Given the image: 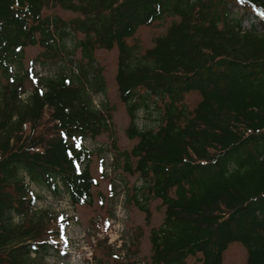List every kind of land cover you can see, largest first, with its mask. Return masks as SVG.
<instances>
[{
  "label": "trees",
  "instance_id": "trees-1",
  "mask_svg": "<svg viewBox=\"0 0 264 264\" xmlns=\"http://www.w3.org/2000/svg\"><path fill=\"white\" fill-rule=\"evenodd\" d=\"M48 3L77 17L45 18ZM232 6L244 10L240 19ZM247 14L264 25V0H0V264H46L59 253L69 218L34 211L33 186L67 195L73 207L94 204V152L85 141L112 124L107 104L94 105L106 89L95 54L114 49L127 136L136 140L124 152L114 140V166L143 182L132 198L147 219L150 199L164 209L148 264H224L232 244L246 248L247 264H264V30H244ZM166 20V33L143 55L129 44L140 28ZM37 45L51 59L59 45L69 58L80 52L78 75L37 78L33 65L15 72ZM193 92L201 99L189 110ZM147 100L157 129L137 125ZM126 244V257L108 247L97 263L136 264L137 249Z\"/></svg>",
  "mask_w": 264,
  "mask_h": 264
},
{
  "label": "rangeland",
  "instance_id": "rangeland-1",
  "mask_svg": "<svg viewBox=\"0 0 264 264\" xmlns=\"http://www.w3.org/2000/svg\"><path fill=\"white\" fill-rule=\"evenodd\" d=\"M231 11L235 19H240L244 15V10L241 8L232 6ZM43 16L50 19L59 17L64 21H69L77 17V14L48 3L43 11ZM171 23L172 20H166L153 27H142L136 36L129 40V44L140 55H143L147 49L154 45L156 38L166 33ZM262 24L253 14H247L243 22V29L248 31L254 28L258 32H263L264 25ZM66 43L69 49L73 48L74 43L71 40H67ZM61 45L58 46L60 54L55 59L48 56L42 57L44 49L39 45L28 47L25 50L22 66L13 70L19 74H25L33 65L40 78L55 77L63 70L70 75H78L76 64L81 59L80 52L76 51L69 58ZM118 56L117 49L99 50L95 54L96 62L94 64L101 70L106 89L103 93L93 95L94 105L100 108L103 103L107 104L112 116V124L110 131L103 133L93 142L90 140L86 142L87 147L94 152L91 172L98 181V186L94 189V204L91 207H73L65 195L55 198L39 188L32 187L40 198L36 202L34 211L49 209L58 214L63 213L65 217L69 218L67 237L64 236L59 243L60 253L51 252L45 260L46 264H98L97 260L104 256V249L108 247L115 248L114 252L124 257L125 251L120 249L122 243H127L126 247L133 244L137 249L133 259L136 264H148L151 256V232L163 224L164 209L160 201L150 199L147 203L150 211L149 219L135 206L132 198L133 189L141 184L139 177L124 171L121 164L120 167L115 166L114 170L112 169V157L116 154L113 148L114 140H116V146L120 152L130 151L136 144V140H131L127 136L131 119L118 96L116 84ZM0 81L3 84L6 82L5 77L1 74ZM30 91L31 86L28 87L23 98H26ZM138 92L143 94L144 90L140 89ZM200 99L199 93L193 92L186 95L184 104L189 110H193ZM147 104L149 105L148 109L142 107L138 112L137 125L140 129H157L160 126L159 114L150 100H147ZM102 158L105 159L107 176L101 168ZM112 182L116 186L114 195L111 193ZM110 218L112 225L105 233L106 230L102 227L103 221ZM15 221H21V216H15ZM125 261L126 258L123 262ZM188 264L200 263L196 258L189 259ZM224 264H247L246 248L241 244H232L225 254Z\"/></svg>",
  "mask_w": 264,
  "mask_h": 264
},
{
  "label": "snow or ice",
  "instance_id": "snow-or-ice-1",
  "mask_svg": "<svg viewBox=\"0 0 264 264\" xmlns=\"http://www.w3.org/2000/svg\"><path fill=\"white\" fill-rule=\"evenodd\" d=\"M240 2H242V0H240Z\"/></svg>",
  "mask_w": 264,
  "mask_h": 264
}]
</instances>
